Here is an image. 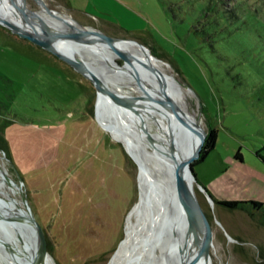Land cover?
Instances as JSON below:
<instances>
[{
    "label": "rangeland",
    "instance_id": "374dc122",
    "mask_svg": "<svg viewBox=\"0 0 264 264\" xmlns=\"http://www.w3.org/2000/svg\"><path fill=\"white\" fill-rule=\"evenodd\" d=\"M42 2L81 28L145 46L167 65L202 131L217 129L214 149L193 168L194 192L211 234L210 264H264V227L243 211L216 205L202 187L218 201L264 199V0H215L212 10L207 7L214 0ZM22 4L40 9L35 0ZM124 75L109 78L137 96L138 86L125 85ZM95 104L90 81L0 26V128L8 153L0 149V179L4 172L21 188L54 264H107L125 236L129 210L141 199L136 160L99 125ZM125 107H116L119 124L133 127L131 111L157 130L148 111ZM238 151L242 161L234 157ZM155 165V178L174 192ZM5 190L9 195L0 198L26 212L18 188ZM170 199L162 200L163 222L155 230L159 247L169 240L170 221L177 222L170 208L179 204ZM5 225L10 232L6 239L0 235V264L25 256L24 243Z\"/></svg>",
    "mask_w": 264,
    "mask_h": 264
},
{
    "label": "bare ground",
    "instance_id": "6f19581e",
    "mask_svg": "<svg viewBox=\"0 0 264 264\" xmlns=\"http://www.w3.org/2000/svg\"><path fill=\"white\" fill-rule=\"evenodd\" d=\"M19 2L22 3V0H0V6L9 13L6 14L1 12L0 15L6 20H11V15L17 23L25 27L39 30L40 32H47L61 40L67 48L74 52L77 50L79 52L80 50L89 51L88 60L86 61L94 69H96V66L93 62H100L110 68V70L108 69L109 72H107L110 76H118L121 72H125L128 81H125L126 83L124 84L137 85V95L147 93L153 95L157 94L161 98L162 96L168 97L170 99V101H168V114L174 121L176 133L174 137L176 140H179L180 143V157L189 159L193 156L201 140L198 135V130H201V126L195 114L191 112L189 109L190 107H188L185 96L186 91L176 83L174 80L175 78L173 79L171 75L167 74V65L163 61L153 57L149 52L129 42L109 38H107L104 43L99 42L95 39L94 36H96V33L93 30H83V28L78 26L76 22L69 17H65L57 11L47 8L42 0H35V2L40 5V9L35 11L36 14H33L32 17L27 15L21 8ZM36 20L39 21L40 24H44L45 27L49 26L50 29H55L56 32H50L40 26L38 28L37 24L34 22ZM60 28L74 30L85 39L74 36L70 37L60 33L58 31ZM55 33H58L60 36L57 34L55 35ZM116 60H122L124 65L121 67L115 66L114 63H116ZM138 62H142L149 66L151 70H144L138 65ZM160 77L162 81L159 79ZM111 90L119 94L132 95V93L124 92L120 88H111ZM118 105L119 104H108L107 106L106 100L99 94L98 97H96V112L98 115L96 120L111 138L121 143L127 154L136 160L141 199L129 210L125 222V236L121 240L119 249L107 264H147L148 262L151 263L156 261H161L162 264H191L194 249L192 247V238L189 232L190 228L189 226H184L180 221L178 215L180 214L179 208H175V205H171L172 209L170 208V212L173 216L174 214L176 215L177 222L173 225V223H171L172 221H170L171 233L164 247H159V241L155 234L156 226L163 222V215L160 213L162 200L165 198L171 200L170 196L173 195L178 204L186 202L183 196L179 194L182 190L177 178L174 186L175 191L172 192L171 189H168L169 191L165 188L163 189V187H165L163 184L164 182H162L161 178H155L153 173L154 169H158L155 165L157 164L160 169L158 170L159 175L162 173L167 183L173 188L172 178L175 177L174 164L169 153V131L166 122L155 111L141 104L136 106L139 113L142 114L148 111V114L153 116L155 120L157 130H150L149 127L144 128L141 120L142 118L135 117L134 114L131 115L128 120L133 127L131 129L125 128L122 124L117 122V115L120 113L116 108ZM174 105L180 109L184 119L176 113ZM124 110L125 109H123V111ZM126 110L125 112H127ZM130 113L132 112L130 111ZM140 144L143 145V147H141ZM1 174L5 176L4 172H1ZM173 181L175 180L173 179ZM7 186L11 185H7L1 178V194L9 195L5 190ZM11 204V202H7L5 199L0 198V211L11 208L13 212L21 217V214L15 211L19 207L13 208ZM175 210L177 212H175ZM0 228V235L5 239L8 238L10 231L7 230L3 222H0ZM10 230L13 233L10 234L15 240L21 241L22 243L24 242L25 256L23 258H20V255L16 258L15 256L7 257V264H28L36 249V242L29 227L22 219H15ZM211 244L210 234V238L205 242L207 251ZM41 264L54 263L49 254H47L41 261Z\"/></svg>",
    "mask_w": 264,
    "mask_h": 264
},
{
    "label": "water",
    "instance_id": "95a60500",
    "mask_svg": "<svg viewBox=\"0 0 264 264\" xmlns=\"http://www.w3.org/2000/svg\"><path fill=\"white\" fill-rule=\"evenodd\" d=\"M19 3L21 5V8L27 13L28 16L32 17L33 14H36L35 11H29L23 6L21 2ZM1 12L9 14L6 12V10L3 7L0 6V13ZM64 16L68 17L66 15ZM10 18L11 20H6L0 15V26L7 29L12 34H15L20 38L30 41L32 44L39 46L43 50H46L52 53L57 58L68 63L73 68V70H75L76 72L81 74L85 79L91 82V84L94 86L96 90V97H98V95L101 94L106 100L107 106L108 104H112V105L122 104L131 109H134V111L137 114H140L136 106L142 104L146 108H150L151 110L155 111L165 120L168 131H169V153H170V156L174 164L173 167H174L175 177L172 178L173 191H175L174 186L176 184V180L178 179V182L182 190L181 192L179 191L180 192L179 194H181L186 201V202H181L179 204L178 208H179L180 214L178 215H179V218L182 224L184 226H189L190 228L189 232L192 238V247L194 249V255H193L191 264H199V263L209 264V261H210L209 254L205 246L206 240L210 238L209 227L202 214L201 208L199 206V203H198V200L196 198L194 188H193V183L196 181V175H195V172L193 169L194 167L192 166V164L194 161L200 158V153L202 151L203 145L205 143V138H206V134L202 131V129L198 130V135L201 140H200V143L197 145L193 156L189 159L181 158L179 154L180 143H179V140H176L174 137L176 134L174 121L168 114V110H169L168 101H170L168 97L162 96L161 98L157 94L153 95V94H147V93L137 95V96L119 94L111 90V88L112 89L114 88L118 89V88L115 86V83H113L114 81L113 78L111 79L109 78L110 75L107 73L109 71H103V68H99V67H96V69H94L86 61L88 60V55L90 53L89 51L80 50L79 52L77 50L74 52L70 50L69 48H67V46H65V44L61 42V40L54 37L53 35L47 32H40L39 30H34L32 28L25 27L17 23V21L11 15H10ZM34 22L37 24L38 28L40 26L41 28L47 29L50 32L55 31V29H50L49 26L45 27L44 24H40L39 21L37 20ZM84 29L88 30V28H83V30ZM58 31L70 37L74 36V37H80L82 39H85L81 34H79L78 32L74 30H66V29L60 28ZM94 32L96 33V36H94L95 39H97L101 43H104V41L107 38H109L113 40L129 42L130 44H135L139 46L140 48L144 49L145 51L149 52V50L145 46L139 43L125 40V39L109 37L97 31H94ZM56 34L59 35L58 33H55V35ZM151 55L155 57L153 53ZM93 64L95 65L94 62ZM116 65L117 67H121L122 65H124V62L122 64H120L119 62H116ZM138 65L146 71L151 70L149 66L143 64L142 62H138ZM122 73L123 72H121L120 75L126 74L125 72L123 74ZM159 79L162 81L161 77ZM95 109H96V104H95ZM174 109L176 113L179 116H182V118L184 119L183 115L181 114L180 109L176 107L175 105H174ZM131 115L133 114L131 113ZM140 118H142V116H140ZM141 120L143 122L142 123L143 127L146 128L143 118ZM3 179L10 185L16 186L18 188L21 194V205L24 207L26 212L20 208L16 209L15 211L21 214V217H20L15 212H13L11 208L6 209V210H1L0 211V222H3L4 224H9L12 226L15 222V219H22L27 224L36 242V249L34 250V255L32 256L31 260L28 262V264H41V261L43 260V258L48 254L45 248V242H44L41 228L35 221L29 209V206L27 204V200L25 196L22 194V191L19 185L13 180L6 178L5 176H3ZM173 179L175 181H173ZM137 185H138V194H139L138 174H137ZM139 200H140V195H138V201ZM120 245H121V242L119 243L114 254L117 252ZM113 255L111 256V258L113 257Z\"/></svg>",
    "mask_w": 264,
    "mask_h": 264
},
{
    "label": "trees",
    "instance_id": "16d2710c",
    "mask_svg": "<svg viewBox=\"0 0 264 264\" xmlns=\"http://www.w3.org/2000/svg\"><path fill=\"white\" fill-rule=\"evenodd\" d=\"M213 1V0H211ZM217 1V0H216ZM210 6L207 7V9L212 10L213 6L215 7L217 5V2H210ZM10 121H5V123ZM217 140V129L210 128V130L206 133L205 143L203 145L202 151L200 153V158L193 162L192 166L198 165L201 161H203L207 154L214 149L215 144ZM0 149L3 150L7 157V145L6 141L4 139V136L1 134V128H0ZM234 157L240 161H242V156L240 152H236ZM202 185V184H201ZM203 189L207 192L209 197L214 201L216 205L222 206L225 209L228 210H238L243 211L247 213L250 217L256 218L260 225L264 227V205L261 202L257 201H218L216 200L211 193L202 185Z\"/></svg>",
    "mask_w": 264,
    "mask_h": 264
},
{
    "label": "crops",
    "instance_id": "0c3cea01",
    "mask_svg": "<svg viewBox=\"0 0 264 264\" xmlns=\"http://www.w3.org/2000/svg\"><path fill=\"white\" fill-rule=\"evenodd\" d=\"M72 11H73V10H72ZM233 167H234V168H238L239 166H238V164H234V163H233ZM195 175H196V174H195ZM196 177H197V176H196ZM260 202L264 205V199H261Z\"/></svg>",
    "mask_w": 264,
    "mask_h": 264
}]
</instances>
